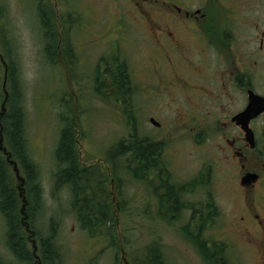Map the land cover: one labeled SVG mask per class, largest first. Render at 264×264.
I'll list each match as a JSON object with an SVG mask.
<instances>
[{"label":"rangeland","instance_id":"374dc122","mask_svg":"<svg viewBox=\"0 0 264 264\" xmlns=\"http://www.w3.org/2000/svg\"><path fill=\"white\" fill-rule=\"evenodd\" d=\"M150 1L158 4L157 0ZM0 10V14L4 13L2 17L5 15L4 20L0 16L2 89L8 97L3 59L5 31L19 60L25 94L26 135L29 151L39 167L43 190L42 207L34 215L35 229L39 236L46 237L50 233L51 220L55 219L56 242L61 250L55 264H114L116 261L143 264L152 246L162 249L167 264H214L200 251L199 241L208 245L210 251H213L214 242L226 245L227 264L262 263L264 259L248 239V235L255 236V230L248 220L242 221V216L245 202L251 201L250 196L264 195V119H259L255 126L259 145L246 150L244 162L250 172H259L262 180L252 191H247L241 184L242 162L228 142L235 140L239 146H245L241 130L231 119L246 105L237 88L226 84L225 79H214L208 93L211 97L203 96L198 101L207 105L202 109L205 115H195V107L203 105H196L189 98L184 101L186 97L165 95L152 99L158 94L152 81L145 86L147 94L144 97L139 91L143 81L140 65L145 63L146 69L151 67L146 55L150 51L155 53L156 44L149 26L156 27L161 21L159 18L142 20L140 11L130 0H0ZM41 11L50 20L51 30L59 41L55 61L50 60L44 49ZM246 14L250 25L246 22L241 30H235L236 46H241L239 51H244L246 58L251 59L253 75H258L256 91L264 94V52H259L256 32L250 28L255 26L257 13L251 6L247 7ZM114 56L124 60L131 74L137 77L136 94L131 103L134 108L140 107L134 110V120L142 136L162 143L171 182L184 185L196 179L201 183L191 193L184 194V208L178 218L167 205L163 206L164 189L157 175L147 176V179L132 175L125 167L131 163L129 155L118 156L115 166L110 163L109 151L131 132L126 103L117 100L119 92L113 88L98 91L100 84H97L95 71L98 65L104 67L103 57ZM212 58H208L210 69L215 72L221 67L216 64L217 57L212 55ZM154 64H160L165 71L172 69L161 54L155 56ZM191 67L189 70L196 68ZM173 70L170 76L162 72L161 78L167 84L181 85L183 67L176 66ZM104 81L106 85L109 83ZM4 102L0 107V113L5 110L3 115L8 110L6 103L3 107ZM187 108L194 109L188 112ZM3 115L0 114V138L3 136ZM66 115L76 118L82 163L99 164L108 175L105 186L114 218L109 223L108 234L112 237L91 236L84 230L73 208L70 187L57 189L56 149L62 127L67 123ZM152 119L160 126L154 125ZM201 122L207 125H200ZM0 152L5 156L1 149ZM110 166L118 167L117 172L113 173ZM10 171L24 204L25 186L14 170ZM101 199H104L103 194ZM209 201L218 211L216 219L197 235L198 230L191 220L195 214L193 205L197 204L200 212L196 217H208L207 210L202 211V208ZM24 228L30 235L28 227L24 225ZM246 228L249 233L244 236L242 231ZM6 232V221L0 213V264L15 262ZM37 245L39 248V240ZM27 247L32 252L33 241L28 240ZM36 260L38 257L35 263Z\"/></svg>","mask_w":264,"mask_h":264},{"label":"trees","instance_id":"16d2710c","mask_svg":"<svg viewBox=\"0 0 264 264\" xmlns=\"http://www.w3.org/2000/svg\"><path fill=\"white\" fill-rule=\"evenodd\" d=\"M2 14L0 16L4 20L5 15L2 17ZM41 18L45 29L43 30L46 41L44 49L50 60L55 61L59 41L54 30H51L50 20L46 19V14L43 11H41ZM3 33L6 38L3 40V52L5 53L3 59L6 63L5 83H7L6 85L10 92L6 102L8 110L2 118L3 142L4 147L7 148L12 156L11 159L18 163L20 174L25 179L24 194L21 197L22 200L24 197L27 200L26 213H22L23 203L20 199L19 188L15 186L13 174L10 171L11 169L14 170V165L8 161L7 156H4L0 152V213L6 221L8 247L15 261L4 264H55L61 255V250L57 247L56 242L57 223L55 219L51 220V229L48 236H39L37 233L38 230L35 229L34 215L42 207L43 197V190L40 185V171L29 151L26 135L25 94L20 79L19 60L11 47L12 41L9 38V34L5 31ZM101 61L104 67L98 65L95 71L98 74L97 84H100L98 91L103 92L104 89L113 88L114 90L116 89V92H119L117 100L126 103L125 111L128 114L127 118L130 120L129 126L131 128L129 137L122 139L116 147H112V150L109 151L110 163L115 166L118 156L129 155L132 160L125 167L132 175L137 178L141 176L143 179H147V176L153 174L157 175L162 182L161 187L164 189V195L162 196L163 206L164 204L167 205L173 211L174 217L178 218L180 211L184 208L182 207L184 204L180 202V198L186 193H191L201 183L196 179L184 185L171 182L170 168L163 159L164 147L162 143L150 137L142 136L138 132L134 120V111L129 110V105H127V80L130 76L127 69L129 66L117 56L109 58L103 57ZM104 80H107L109 83L106 85ZM2 87L0 78V107L7 97ZM66 116L64 120L67 123L62 127L56 149V159L59 167L56 175L57 189L64 186L70 187L73 192V208L84 230L91 236L112 237L113 235L108 234L110 229L109 223L114 219L111 214L112 209L108 203L107 197L109 195H107L105 186L108 175L103 168L100 169L101 165L99 164L85 165L82 163L79 155L76 118ZM135 164H137V167L134 168L133 165ZM117 169L118 167H111L113 173H116ZM102 194L104 199H101ZM195 205H193L195 214L191 220L198 230L197 235H199L201 229H204L206 224L208 225L209 222L212 223L216 219V213L218 211L215 206H212V201H209L204 207L205 209L202 208V211L207 210L208 217L203 216L201 218V215L196 217V214L200 212L197 210L198 205ZM24 225L28 227L30 234L35 233V239L40 242V247L37 250L38 256H36L34 250L31 252L27 247V242L31 237L26 232ZM213 245V251H210L208 245L204 242L199 241L198 244L200 251L205 254L209 262L214 264H227V258L224 257L226 245L221 242H214ZM35 257H38L36 263ZM114 264L122 263L116 261ZM143 264H167L162 249L156 246L150 247Z\"/></svg>","mask_w":264,"mask_h":264},{"label":"flooded vegetation","instance_id":"af4514ba","mask_svg":"<svg viewBox=\"0 0 264 264\" xmlns=\"http://www.w3.org/2000/svg\"><path fill=\"white\" fill-rule=\"evenodd\" d=\"M130 1L132 6H135L140 11L139 15L142 20L143 18H149L156 21L155 18H159L161 21L156 27L149 26L153 34V41L156 44L155 53L150 51L146 55V61L150 63L151 67L146 69L145 63L140 65L143 81L139 91L144 97L147 94L145 86L149 81H152L158 91V94L152 96V99L153 97L159 98L165 95L175 98L186 97L183 98L184 101L189 98L193 103L196 102V105L197 103L198 105H203L200 108L195 107V109L187 108L188 112L194 109L195 115H205L202 109L206 108L207 105L198 101L203 96L211 97L208 93L214 79L216 81H219V78L225 79L226 84L237 88L246 104L243 110L249 104L250 91L264 95L256 91V83L258 81L256 78H258V75L256 73L253 75L254 69L250 63L251 59L246 58L244 51H239L242 47L236 46L238 39L234 37L235 30H241V26L247 24L246 22L250 25L248 21L250 18L247 17L246 9L253 6L255 13H257V20L255 21V26L250 28L256 32L255 40L260 48L259 52H264V0H157L158 4L156 5L154 1L149 2V0ZM150 23L153 26L155 25L154 22ZM168 27L172 30H169ZM148 40H150V37L147 34V43ZM143 41L145 42V39ZM147 43L145 42V45ZM158 54L162 55L165 63L172 69L165 71L160 64H154V58ZM212 55L217 57L216 64L221 67L215 72L210 69L208 59L211 58L213 60ZM191 65L196 66V68L189 70V66L193 68ZM176 66L183 67L181 71L182 84L165 83L161 78L162 72L168 75L172 74ZM127 71L130 74L126 90L128 95L127 105H129V110L134 111L140 107L134 108L131 103V98L136 94L137 77L131 74V68L128 67ZM147 97L149 98L150 96ZM238 113L234 114L231 119L237 128L241 130L243 134L242 142L245 146L244 148L239 146L235 140H228V142L231 151L242 162L241 166L244 170V176L247 172H250L244 163L246 150L249 146L244 130L233 121V118ZM259 119H264V113L250 121V127L254 132ZM205 123L201 122L200 125H207ZM255 137L257 147L259 143L256 132ZM252 172L258 173L259 179L256 183L248 186H244L241 182L243 189L247 191H252L262 180V175L259 172L253 170ZM250 197L251 201L248 202L247 200L245 202V214L242 216V221H249V224L255 230V236L249 237V228L244 229L242 233L244 236L248 235L250 243H253L264 259V195L259 197H253L252 195ZM180 202L184 204V195L180 198ZM261 264H264V260Z\"/></svg>","mask_w":264,"mask_h":264},{"label":"water","instance_id":"95a60500","mask_svg":"<svg viewBox=\"0 0 264 264\" xmlns=\"http://www.w3.org/2000/svg\"><path fill=\"white\" fill-rule=\"evenodd\" d=\"M4 64L6 65L5 62H4ZM7 99H8V97L5 98V102L3 104V107H5V103L7 102ZM3 111L5 112V110H3ZM4 112H2L0 114L3 115ZM262 113H264V96L256 94L254 91H250L248 106L245 108V110L241 111L240 113H238L233 118V121H235L238 125H240L242 127V129L244 130V132L246 134V140H247L248 146L250 148H255L256 147L255 132L250 127V121L252 119L256 118L257 116H259ZM151 122L154 125H156V126H160V123L157 122L155 119H152ZM0 149L7 156L8 161L11 164L14 165V170L16 172V175H17L19 180H22V185H24L25 184V179L20 174L18 163L15 160L11 159L12 156H11L10 152L3 145V136L0 138ZM258 179H259V174L258 173H256V172H247L242 177L241 182H242V184L244 186H248V185H251L253 183H256L258 181ZM23 201H24V204H23L22 213H26L25 210H26V207H27V200H26L25 197L23 198ZM33 244H34V253L36 254V256H38L37 255V250H38L37 242L34 240Z\"/></svg>","mask_w":264,"mask_h":264},{"label":"bare ground","instance_id":"6f19581e","mask_svg":"<svg viewBox=\"0 0 264 264\" xmlns=\"http://www.w3.org/2000/svg\"><path fill=\"white\" fill-rule=\"evenodd\" d=\"M29 236L31 237V238H29V240H31V241H34V240H35L36 242L38 241V240L35 239V237H34V236H35V233H31Z\"/></svg>","mask_w":264,"mask_h":264}]
</instances>
